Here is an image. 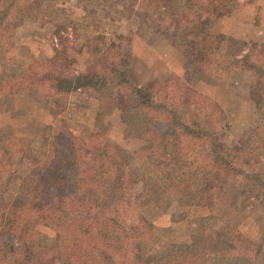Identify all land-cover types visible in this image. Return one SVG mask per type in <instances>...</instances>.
Here are the masks:
<instances>
[{
  "label": "trees",
  "instance_id": "obj_1",
  "mask_svg": "<svg viewBox=\"0 0 264 264\" xmlns=\"http://www.w3.org/2000/svg\"><path fill=\"white\" fill-rule=\"evenodd\" d=\"M67 1L0 0V39L9 37L14 19L20 15ZM135 1L131 0L132 4ZM233 1L174 0L171 21L156 24L154 29L203 72L225 39L222 33L205 31L203 22L228 13ZM66 40L61 38L62 48L56 47L44 63H36L45 66L40 75L42 82H49L59 98L89 87L121 86L117 98L122 103L120 107L128 102L130 107L145 111L138 122V135L143 144L139 152L135 150V156L95 132L84 139L73 131L61 130L54 136L50 153L34 168L37 175L28 191L13 196L7 193L11 178L31 149L28 145L22 146L21 140L0 146L2 164L9 173L6 179L0 180L2 264L202 263L206 256L202 250L191 252L186 260L174 262L159 257L152 223L143 208L156 207L176 191H188L182 184L186 182L183 164L189 155L190 162L195 163L191 178L199 174L198 183L195 181L194 188L190 189L198 205L215 208L214 201L220 197L226 181L237 176L248 181L249 200H264V176L251 166L248 153L242 148L219 140L217 126L224 120L223 109L181 76L157 77L143 85L130 83L131 50L122 41L108 44L106 56L91 67L72 72L69 67L74 58L67 51ZM262 46L252 44L234 62L236 66L254 70L264 83ZM254 55L261 56L255 61ZM26 73H20L19 81L32 79ZM165 79L171 80L169 92L163 91ZM256 103L264 106L262 91L257 92ZM15 155H19L16 161ZM136 157L142 162L139 168L134 166ZM137 185L140 191L133 192ZM243 242L250 253L247 264H264V231L257 238L245 236Z\"/></svg>",
  "mask_w": 264,
  "mask_h": 264
},
{
  "label": "rangeland",
  "instance_id": "obj_2",
  "mask_svg": "<svg viewBox=\"0 0 264 264\" xmlns=\"http://www.w3.org/2000/svg\"><path fill=\"white\" fill-rule=\"evenodd\" d=\"M135 2L69 0L58 6L47 4L38 12L15 18L9 37L0 39V146L21 140L22 146L31 149L16 166L8 194L28 191L37 175L34 168L50 153L54 136L61 130L84 139L95 132L133 154L143 144L138 122L145 111L130 107L128 102L120 107L121 86L89 87L59 98L49 82H42L45 66L36 63H44L56 47L61 49V38H67V51L74 58L69 67L72 72L91 67L106 56L108 44L122 41L131 50L130 83L143 85L157 77L181 76L223 109L224 120L217 126L219 140L242 148L251 166L264 176V106H256L257 92L264 93L263 79L249 68L237 69L241 67L234 62L236 55L241 58L252 44L264 45V0H234L228 13L203 22L206 31L222 33L225 38L203 72L154 29L156 24L171 21L174 0ZM260 54L264 55V46ZM259 56L254 55L255 61ZM24 71L32 78L29 82L18 79ZM9 80L14 81L7 85ZM170 81L163 80V91L171 90ZM2 160L0 155V180L9 175ZM191 160L189 155L183 164L186 182L182 186L188 191L199 178V174L190 176L195 170ZM141 165L136 157L134 166ZM247 182L241 176L227 180L214 201L215 208L195 203L191 190L176 191L156 207H144L159 257L174 262L202 250L206 256L200 264H247L250 253L244 237L257 238L264 231V200L247 198ZM139 191L140 185L133 188V192Z\"/></svg>",
  "mask_w": 264,
  "mask_h": 264
},
{
  "label": "crops",
  "instance_id": "obj_3",
  "mask_svg": "<svg viewBox=\"0 0 264 264\" xmlns=\"http://www.w3.org/2000/svg\"><path fill=\"white\" fill-rule=\"evenodd\" d=\"M207 20H210V19H207ZM203 29L205 30V27H203ZM206 31V30H205ZM225 40V39H224ZM237 57H239L240 56V54L239 55H236ZM237 69H242V68H237ZM255 73V72H254ZM256 77H258L257 75H256ZM256 106H258L257 105V103H256ZM259 107V106H258Z\"/></svg>",
  "mask_w": 264,
  "mask_h": 264
}]
</instances>
